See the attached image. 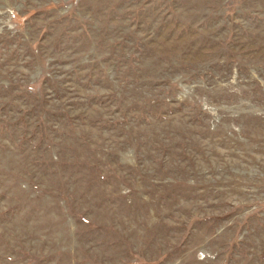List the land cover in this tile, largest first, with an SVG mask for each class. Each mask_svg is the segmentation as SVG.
<instances>
[{
  "label": "rangeland",
  "instance_id": "374dc122",
  "mask_svg": "<svg viewBox=\"0 0 264 264\" xmlns=\"http://www.w3.org/2000/svg\"><path fill=\"white\" fill-rule=\"evenodd\" d=\"M0 264H264V0H0Z\"/></svg>",
  "mask_w": 264,
  "mask_h": 264
}]
</instances>
